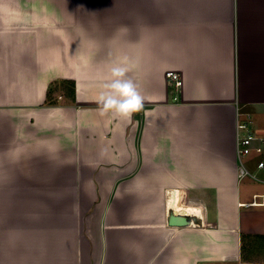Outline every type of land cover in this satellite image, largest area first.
I'll return each mask as SVG.
<instances>
[{
    "label": "crops",
    "instance_id": "obj_1",
    "mask_svg": "<svg viewBox=\"0 0 264 264\" xmlns=\"http://www.w3.org/2000/svg\"><path fill=\"white\" fill-rule=\"evenodd\" d=\"M242 120L264 137V0H0V264H264Z\"/></svg>",
    "mask_w": 264,
    "mask_h": 264
},
{
    "label": "clouds",
    "instance_id": "obj_2",
    "mask_svg": "<svg viewBox=\"0 0 264 264\" xmlns=\"http://www.w3.org/2000/svg\"><path fill=\"white\" fill-rule=\"evenodd\" d=\"M127 66L117 65L110 69L111 81L105 84L100 96L101 111L112 110L119 117L130 120L133 113L140 111L143 97L137 91L135 83L126 78Z\"/></svg>",
    "mask_w": 264,
    "mask_h": 264
},
{
    "label": "built area",
    "instance_id": "obj_3",
    "mask_svg": "<svg viewBox=\"0 0 264 264\" xmlns=\"http://www.w3.org/2000/svg\"><path fill=\"white\" fill-rule=\"evenodd\" d=\"M170 86L179 87L181 84V77L178 72L167 71L165 73ZM177 97L173 96V100ZM236 134V156L238 160L237 177L242 179L245 177H251L254 180L260 181V179L252 174L245 166L243 159L251 152H255L261 155V158L256 163L257 169H264V137H257L249 128L248 122L242 120L237 123ZM250 206H264V194H253L252 200L248 203Z\"/></svg>",
    "mask_w": 264,
    "mask_h": 264
},
{
    "label": "water",
    "instance_id": "obj_4",
    "mask_svg": "<svg viewBox=\"0 0 264 264\" xmlns=\"http://www.w3.org/2000/svg\"><path fill=\"white\" fill-rule=\"evenodd\" d=\"M168 223L169 225H177V226L187 225L189 223V219L188 216L184 214L180 215L171 211L168 215Z\"/></svg>",
    "mask_w": 264,
    "mask_h": 264
},
{
    "label": "rangeland",
    "instance_id": "obj_5",
    "mask_svg": "<svg viewBox=\"0 0 264 264\" xmlns=\"http://www.w3.org/2000/svg\"><path fill=\"white\" fill-rule=\"evenodd\" d=\"M261 158V155L255 152H251L249 155H247L244 159L243 162L245 164V166L248 168V170L250 172H253L254 169H256V163L257 161ZM245 180V179H244ZM246 181V180H245ZM252 181V180H251ZM254 183H257V181L255 182V180L253 181Z\"/></svg>",
    "mask_w": 264,
    "mask_h": 264
}]
</instances>
